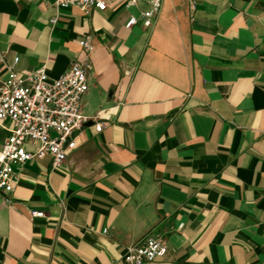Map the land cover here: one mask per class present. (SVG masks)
I'll use <instances>...</instances> for the list:
<instances>
[{
    "label": "crops",
    "instance_id": "0c3cea01",
    "mask_svg": "<svg viewBox=\"0 0 264 264\" xmlns=\"http://www.w3.org/2000/svg\"><path fill=\"white\" fill-rule=\"evenodd\" d=\"M136 1L0 0L3 78L16 57L51 79L90 64L65 163L25 162L10 204L0 190V264H124L149 235L168 246L149 264H264V0Z\"/></svg>",
    "mask_w": 264,
    "mask_h": 264
},
{
    "label": "built area",
    "instance_id": "2783aa9c",
    "mask_svg": "<svg viewBox=\"0 0 264 264\" xmlns=\"http://www.w3.org/2000/svg\"><path fill=\"white\" fill-rule=\"evenodd\" d=\"M113 0H55L57 10L76 6L83 11L105 10ZM126 8L136 7V0H120ZM162 0H156L157 11ZM157 13V12H156ZM154 12H142L143 24H154ZM57 17L52 19L55 23ZM139 19L131 15L129 26L136 25ZM82 47L91 51L89 40H82ZM19 58L8 66V76L3 78L0 68V127L6 120L12 123L11 134L0 150V190L5 193L4 202L11 203L10 193L19 181V169L32 159L50 156L55 168L62 166L69 151L77 146L75 131L89 118L83 115L81 104L89 88L88 57L84 61H73L68 70L58 78L51 79L46 66H42L27 76H23L16 65ZM0 61H2L0 59ZM25 81L29 84L26 85ZM102 123L96 124L97 131ZM27 144L34 146L33 150ZM32 215L43 216L42 211ZM168 250L167 243L154 236H146L134 245L127 246L123 256L124 264H149L163 257Z\"/></svg>",
    "mask_w": 264,
    "mask_h": 264
}]
</instances>
